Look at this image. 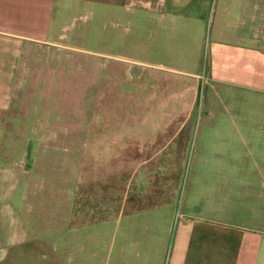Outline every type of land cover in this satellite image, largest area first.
<instances>
[{
	"label": "rangeland",
	"instance_id": "obj_1",
	"mask_svg": "<svg viewBox=\"0 0 264 264\" xmlns=\"http://www.w3.org/2000/svg\"><path fill=\"white\" fill-rule=\"evenodd\" d=\"M184 1L182 13L203 19L168 42L177 71L145 61L143 34L129 52L125 12L57 2L46 38L56 41L18 47L0 30V86H13L0 90V264H98L120 212L177 200L170 242L189 202L202 216L243 213L249 176L264 196V95L206 73L213 41L264 47V0H226L227 11ZM34 199L37 212H23Z\"/></svg>",
	"mask_w": 264,
	"mask_h": 264
},
{
	"label": "crops",
	"instance_id": "obj_2",
	"mask_svg": "<svg viewBox=\"0 0 264 264\" xmlns=\"http://www.w3.org/2000/svg\"><path fill=\"white\" fill-rule=\"evenodd\" d=\"M183 1L0 0V30L8 34L18 47L25 41H56L46 38L53 23L57 2L64 6L65 13L82 8H93L97 12H104L103 14L125 12L133 15V18L127 21L126 28L129 32V52L135 50L138 34H143L145 61L177 71L183 64L177 62V53L174 57L167 44L171 40L175 42L174 39L179 36L182 25L185 26L184 29H188L187 25L197 28L203 19L196 14L182 13V8L177 5ZM189 4L200 6L202 1L192 0ZM208 4L211 5L210 1ZM213 5L223 7V11L232 9L231 2L227 4L226 0H215ZM103 16L105 19V15ZM141 17H144L143 23H140ZM196 20L198 22H194ZM141 26L144 27L142 33L138 29ZM181 33L184 36L182 31ZM13 36L15 38H12ZM184 57L188 59L187 56ZM200 58L201 56L197 62ZM207 66V77L212 82L264 95V47L213 41L208 47ZM8 71L0 70L5 74ZM12 87L2 84L0 90ZM37 89L38 87L35 88ZM229 168L231 167H216L220 172H227ZM255 168H249L247 171L253 172ZM246 169L247 167L245 171ZM259 172L261 171L258 170ZM228 184L232 189L230 196H237L236 184L232 180ZM244 184L246 187L243 186L244 191L241 192L240 199L247 207L243 213L233 212L226 215L224 209V212L218 209L219 216H202L190 210L199 209L200 206L189 202L187 209L178 212L179 219L172 231L170 242L173 211L179 207L177 200L158 207V210L120 212L119 216H116V226L113 229L111 253L104 250V255L100 258L102 263L99 260L98 264H264V215L259 210L264 196L258 199L251 195L252 176H249ZM69 189L71 194L72 187ZM66 196L68 197V194ZM71 202L72 199H69L66 213L70 210ZM30 206L25 208L26 205H23L22 211L31 210L33 207L31 212L35 213L37 211L34 209L38 206L40 208L42 203L39 201V204H36L34 199ZM162 207H168L165 209L168 210L166 215L162 213ZM250 208L252 211L248 213ZM256 219H260L262 223H257Z\"/></svg>",
	"mask_w": 264,
	"mask_h": 264
}]
</instances>
